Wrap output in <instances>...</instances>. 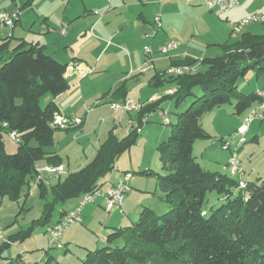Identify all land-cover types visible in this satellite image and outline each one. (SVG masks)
I'll return each instance as SVG.
<instances>
[{"label": "trees", "instance_id": "obj_1", "mask_svg": "<svg viewBox=\"0 0 264 264\" xmlns=\"http://www.w3.org/2000/svg\"><path fill=\"white\" fill-rule=\"evenodd\" d=\"M33 1L26 0L23 8ZM12 40H0V199L16 202L27 195L36 166L61 165L59 157L48 150L54 145L53 135L67 129L61 130L54 123L60 114L56 103L49 101L41 108L40 101L45 95L59 96L68 84L64 78L66 66L46 55L40 44ZM219 47L220 56L179 63H199L204 71L154 77V82L170 84L175 91L145 104L137 114L141 128L142 118L162 102L173 101L176 109L188 103L183 111L175 112L168 140L157 147L165 172L155 174L164 212L157 214L143 207L129 226L110 228L104 246L88 251L82 264H264V181H244L240 188L236 179L207 172L192 156L195 141L207 138L202 118L230 98L235 100L234 115L247 111L257 99L254 93L241 94L238 82L250 70L256 78L264 73L263 35L242 34L237 42ZM194 89L200 94L195 95ZM11 132L19 142L16 151L8 154L3 136ZM139 135L132 129L117 139L110 132L83 167L54 183L39 184L43 200L40 217L10 237V242L31 237L39 227L49 226L50 230L66 213L59 210L53 219L57 206L102 190L116 159L137 143ZM208 192L221 198L220 206L206 208ZM5 248L8 245L0 246V254Z\"/></svg>", "mask_w": 264, "mask_h": 264}, {"label": "crops", "instance_id": "obj_2", "mask_svg": "<svg viewBox=\"0 0 264 264\" xmlns=\"http://www.w3.org/2000/svg\"><path fill=\"white\" fill-rule=\"evenodd\" d=\"M20 1L24 3V7L26 0ZM195 1L197 0H34L30 7L23 9L17 4H4L7 9L2 11L19 12L9 35L13 39L12 43L17 40L38 43L46 55L66 66L64 78L68 89L47 100V103L54 101L60 110L55 119L69 123L67 131H62L69 133L67 136L77 133L76 140L81 141L77 150L85 155L79 162L75 159L74 168L69 170L72 154L68 155L66 146H59L61 138H57L55 142L54 136L56 147L53 146L48 151L59 157L66 173L78 170L93 158L96 148H91L90 141H84V138L95 133L93 129L97 123L101 121L115 125L116 120L120 124L126 119L125 122L131 125L133 118H137L138 113L135 112L123 114L111 110V103L128 100L144 106L159 100L174 87L154 82V77L160 76L175 64L217 57L221 51L212 48L231 43L225 35L227 29L229 36L234 34L229 23L239 22L253 14H264V0H238V7L221 16L210 12L204 3ZM256 2L260 3L253 5ZM182 10L188 12H185L186 17L181 15ZM236 12L238 18H234ZM155 18H159V28L155 25ZM5 35L1 34L0 40ZM172 39L178 40V50L168 56L161 55L159 48ZM144 47H149L152 52V67L146 71H143ZM195 67L196 72L204 71L199 63ZM246 82L245 80L242 84ZM262 87L256 86L251 94L256 90H264V86ZM144 119L147 122V116ZM77 120L80 122L77 123ZM87 128L90 130L85 133ZM249 130L248 128L247 133ZM87 149L90 150L88 154L85 153ZM63 153H66L67 165L63 162ZM41 165L46 164L38 166ZM123 173L126 172L117 170L114 175L111 172L104 180L103 189L115 186ZM29 193L30 190L27 195ZM100 200L103 206L104 202ZM66 204L58 208V211L74 210L78 206V200ZM120 209L121 207L116 210ZM17 233L5 236L3 232L4 239L0 246L8 245V249L13 246L10 237ZM21 251L23 249L18 245V252ZM19 253L16 257L21 258ZM0 255L2 259L4 252Z\"/></svg>", "mask_w": 264, "mask_h": 264}, {"label": "rangeland", "instance_id": "obj_3", "mask_svg": "<svg viewBox=\"0 0 264 264\" xmlns=\"http://www.w3.org/2000/svg\"><path fill=\"white\" fill-rule=\"evenodd\" d=\"M255 1V0H254ZM4 2V3H3ZM195 2H202L197 0ZM254 3L253 5H257ZM4 4L18 5L23 9V2L20 0H0V11L7 9ZM207 10V9H206ZM182 10L181 15L186 17V12ZM216 17V16H214ZM218 17H216L217 19ZM234 18H238V13H234ZM221 20V18H218ZM3 31L1 34H6L4 39L8 38L11 30L0 27ZM228 32V33H227ZM225 35L228 42H237L242 34L250 33L253 35L264 36V24L250 23L243 27L240 32L230 34L227 29ZM229 37V39H228ZM206 39V38H205ZM202 39V40H205ZM212 49H218L219 46ZM222 54V51L219 55ZM218 55V56H219ZM247 81L246 84L244 81ZM263 88L264 73L258 77L252 70L245 74L243 79L238 82V91L243 95H250L251 90L256 88ZM195 95L200 92L197 89L193 90ZM166 94V93H165ZM50 96H44L40 101V106L43 108L47 104ZM146 97V96H145ZM230 98L225 104L212 109L202 118V128L204 129L207 138H201L195 141L192 146V156L199 166L210 173H217L227 175L226 163L230 153L237 149V156L240 162L241 169L244 172V180L251 182L264 181V120H255L248 127L250 130L245 134V141L239 144V137L236 134V128L248 114L249 110L244 111L240 116L234 115V102ZM132 103L136 104V102ZM148 103V102H147ZM188 103L181 105L176 109L173 101H164L154 111L147 114V122L143 123L140 128L141 133L135 145H132L128 150L123 152L114 163V172L119 170L121 172H128L131 175L129 180V190L124 194V199L119 211L113 210L110 213L104 212L101 200L97 199L93 204H87L83 207L81 217L83 222L68 226L62 233L60 239L63 248L56 249L48 246L47 235L48 227H39L31 235L22 241H15L13 246L4 249V257L0 258V264H82V260L88 251L95 250L104 246L105 238L110 228H120L129 226L138 217L143 207H148L161 214L165 210V204L162 200V194L157 187L156 176L165 175L162 170L161 161L157 151L158 144L166 142L170 135L171 126L175 123V112L183 111ZM105 109V108H104ZM133 113V112H132ZM169 120V124H164V119ZM137 121V118H133ZM105 120V119H103ZM126 119L115 121V125L109 123L99 122L94 134H89L84 138V141H90L91 148H97L102 144L110 132L117 138L121 139L133 129L132 125L125 122ZM90 129H85V133ZM93 132V131H92ZM69 133L58 131L55 133V142L57 138H61L59 145L61 148L66 146L68 155L72 154L70 159L69 170H72L75 159L77 162L84 159V154L77 150V133L73 136ZM73 137V140H72ZM256 138V140H253ZM67 141V142H66ZM54 145L56 147V143ZM221 142H227L230 145L229 150L221 148ZM4 149L6 153H14L17 148V143L11 141L5 134L3 136ZM86 149V148H85ZM89 149V148H88ZM88 149L86 154L90 152ZM92 151V150H91ZM88 156V155H87ZM64 164H68L66 153L62 154ZM116 174V173H115ZM54 179L50 177V183ZM245 184V183H244ZM28 195H22L21 198L12 202L6 198L0 199V229L5 236L12 235L18 231L26 230L31 222L38 219L42 212L43 200L41 198V189L39 187H31ZM28 193V192H27ZM49 196V197H48ZM48 200L50 195H48ZM76 199L68 200L66 205L75 202ZM206 208H217L221 205L222 200L215 192H208L205 197ZM63 207V204L57 206L56 212L53 214V219L57 216L58 208ZM67 207V206H66ZM17 243V244H15ZM18 245L23 249L21 253L18 252ZM20 250V249H19ZM2 252V253H3ZM21 255L16 257L17 254Z\"/></svg>", "mask_w": 264, "mask_h": 264}, {"label": "built area", "instance_id": "obj_4", "mask_svg": "<svg viewBox=\"0 0 264 264\" xmlns=\"http://www.w3.org/2000/svg\"><path fill=\"white\" fill-rule=\"evenodd\" d=\"M203 3L205 7L212 13H214L216 16H221L224 13L228 12L229 10H232L236 7H238L239 2L238 0H203ZM96 13V12H95ZM97 14V13H96ZM19 16L18 11L14 12H6L1 11L0 12V25L7 28V29H13L15 22L17 21V18ZM262 23L264 24V14H253L250 16L245 17L244 19L240 20L236 23H229V27L232 31V33L240 32L244 26L250 23ZM155 25L159 28L160 27V21L159 18H155ZM62 33H64V30H62ZM179 42L178 40H169L166 43H164L158 50V52L161 55L168 56L170 53L178 50ZM152 52L149 47H144V56H145V63L143 66V71H146L147 69L152 67V58H151ZM196 73V67L195 65H173L169 67L163 75L169 76V77H179L183 75H189ZM175 89L168 90L167 94L174 93ZM254 95L257 99L255 105L249 110V114L243 119L241 125L237 128L236 134L239 137L238 143L243 144L246 142L245 140V134L247 133L249 125L254 122L255 120H263L264 118V90H256L254 92ZM142 105L140 104H134L131 101H121V102H115L114 104H110V108L113 111H118L120 113L126 114V113H139L140 109H142ZM145 117L142 118L141 122H145ZM80 121L77 120V123ZM55 124H57L61 130L62 129H68V121L63 120H57L54 121ZM164 124H169L168 118L164 119ZM137 132H140V128L138 125V121H132L130 123ZM5 126V124H4ZM9 139L11 141H14L16 143L19 142L18 136L11 132L8 135ZM221 148L223 150H229L230 145L227 142H221ZM237 149L234 148V150L230 153V156L228 158L226 169L228 170V175L232 177L233 179H236L238 181V186L240 188L244 187V172L241 169L240 162L238 160ZM66 174L65 168L63 165H41L36 166V174L32 182L30 183V186L36 187L39 184L48 185L50 177L54 180L60 178ZM131 178V175L129 173H126L121 176L118 183L110 187L108 189H102V190H96L92 191L90 193H87L83 195L78 200V206L71 211L66 212L62 218H60L57 222H55L47 235V242L48 246L54 247L56 249H62L63 245L60 241L62 237L63 231L71 225L82 223V217H81V210L83 207L87 204H93L97 199H102L104 202L103 208L104 212L110 213L113 210L119 209L122 205L124 194L129 190V180ZM4 235L3 231L0 229V242L3 241Z\"/></svg>", "mask_w": 264, "mask_h": 264}]
</instances>
